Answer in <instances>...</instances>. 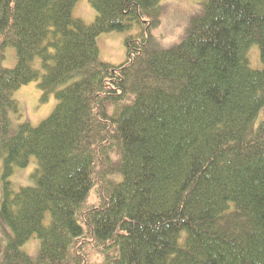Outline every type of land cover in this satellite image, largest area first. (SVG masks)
<instances>
[{"label": "trees", "instance_id": "16d2710c", "mask_svg": "<svg viewBox=\"0 0 264 264\" xmlns=\"http://www.w3.org/2000/svg\"><path fill=\"white\" fill-rule=\"evenodd\" d=\"M77 1L0 0V264H264V0H203L168 49L162 0H94L92 24ZM32 83L55 108L11 136Z\"/></svg>", "mask_w": 264, "mask_h": 264}, {"label": "rangeland", "instance_id": "374dc122", "mask_svg": "<svg viewBox=\"0 0 264 264\" xmlns=\"http://www.w3.org/2000/svg\"><path fill=\"white\" fill-rule=\"evenodd\" d=\"M94 0H78L74 6L73 16L76 19H81L87 24H92L97 16V12L92 6ZM203 7V0H162L161 3V24L158 28L153 30V35L158 40L162 48L168 49L178 45L186 36L192 18ZM137 33V29L131 32H111L101 34L97 41L100 49V57L103 62L109 63L114 66L123 64L126 60V46L125 38L129 34ZM254 50L259 49L257 47ZM257 54L251 55V66L255 69L261 67L257 61ZM17 57L12 49L8 50L6 58L3 61L5 68H13L16 65ZM258 66V67H257ZM41 91L35 83L22 87L14 94V100L19 105L18 115L10 111L9 116L12 122L10 135L16 134L18 126L23 122H28L32 126L39 125L43 120L50 116L53 112L56 102L55 98L50 96L47 102L42 103ZM264 122V109L258 115L256 125ZM0 159V176H1ZM35 162H31L26 168L17 170L11 177V181L18 189L19 187L32 186L34 184L31 178V173L34 171ZM2 188L0 186V202L2 200ZM7 234V233H6ZM3 234L0 231V250L2 248ZM5 236V235H4ZM36 244V245H35ZM39 247V241L32 239L25 248L31 246L30 251Z\"/></svg>", "mask_w": 264, "mask_h": 264}]
</instances>
